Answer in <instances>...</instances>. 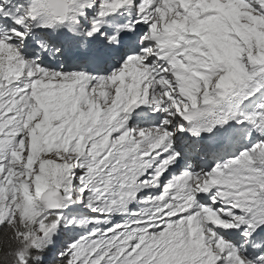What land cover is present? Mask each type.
Instances as JSON below:
<instances>
[{"label":"snow or ice","instance_id":"snow-or-ice-1","mask_svg":"<svg viewBox=\"0 0 264 264\" xmlns=\"http://www.w3.org/2000/svg\"><path fill=\"white\" fill-rule=\"evenodd\" d=\"M0 264H264V0H0Z\"/></svg>","mask_w":264,"mask_h":264}]
</instances>
